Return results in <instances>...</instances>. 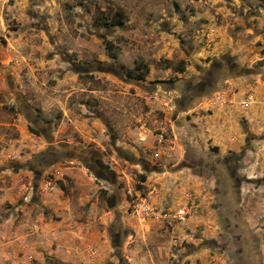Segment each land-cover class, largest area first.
<instances>
[{
  "label": "rangeland",
  "instance_id": "obj_1",
  "mask_svg": "<svg viewBox=\"0 0 264 264\" xmlns=\"http://www.w3.org/2000/svg\"><path fill=\"white\" fill-rule=\"evenodd\" d=\"M176 249L264 264V0H0V264Z\"/></svg>",
  "mask_w": 264,
  "mask_h": 264
},
{
  "label": "built area",
  "instance_id": "obj_2",
  "mask_svg": "<svg viewBox=\"0 0 264 264\" xmlns=\"http://www.w3.org/2000/svg\"><path fill=\"white\" fill-rule=\"evenodd\" d=\"M192 205L179 207L174 210L167 211V213L158 212L157 208L152 204L149 196H140L133 205L134 214L138 218L146 219L149 217H162L167 220V223L173 224L175 222H182L190 215L193 209ZM191 209V210H190Z\"/></svg>",
  "mask_w": 264,
  "mask_h": 264
},
{
  "label": "crops",
  "instance_id": "obj_3",
  "mask_svg": "<svg viewBox=\"0 0 264 264\" xmlns=\"http://www.w3.org/2000/svg\"><path fill=\"white\" fill-rule=\"evenodd\" d=\"M206 251V250H205ZM203 249H197L195 251H189V250H181L176 249V251L173 253L176 260L175 264H211L212 258H209V255L205 252ZM141 259H145L147 264H151L149 262L150 257L148 255H143ZM154 264V263H153Z\"/></svg>",
  "mask_w": 264,
  "mask_h": 264
},
{
  "label": "trees",
  "instance_id": "obj_4",
  "mask_svg": "<svg viewBox=\"0 0 264 264\" xmlns=\"http://www.w3.org/2000/svg\"><path fill=\"white\" fill-rule=\"evenodd\" d=\"M106 23L105 21L103 22V24ZM115 24H122V20L119 16V19L117 20V22ZM135 70H137L138 72L136 74H133L131 71H126L125 74L127 77L130 78H135V79H143L145 74L149 72V69L147 67V65L143 62H138L135 66ZM144 180V177L142 178ZM53 264H64L62 262H56L53 261Z\"/></svg>",
  "mask_w": 264,
  "mask_h": 264
}]
</instances>
